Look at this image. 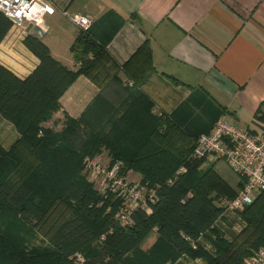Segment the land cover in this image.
<instances>
[{"label":"trees","instance_id":"16d2710c","mask_svg":"<svg viewBox=\"0 0 264 264\" xmlns=\"http://www.w3.org/2000/svg\"><path fill=\"white\" fill-rule=\"evenodd\" d=\"M11 29L12 22L0 12V43ZM24 45L40 61L29 76L20 79L0 65V118L19 134L10 149L0 145V264H75L80 253L81 264H173L183 258L244 264L264 247V191L236 213L247 227L233 242L217 227L227 211L222 204L237 197L244 179L222 159L204 168L208 161L193 157L199 136L153 113V102L141 91L156 74L148 41L118 68L133 82L128 91L136 92L122 115L102 131L68 114L61 131L43 126L61 110L60 99L75 82L81 76L94 79L108 56L91 29H80L70 48L76 70L57 61L36 34H27ZM102 149L111 164L122 162L125 175L135 172L143 185L157 190L152 212L136 210L130 226L116 219L121 202L101 195L82 173L84 159ZM181 168L184 172L177 175ZM59 206L70 217L48 235L49 245L29 249L22 229L32 232L30 227L46 221ZM152 234L155 243L143 249ZM200 239L213 250H206Z\"/></svg>","mask_w":264,"mask_h":264},{"label":"crops","instance_id":"0c3cea01","mask_svg":"<svg viewBox=\"0 0 264 264\" xmlns=\"http://www.w3.org/2000/svg\"><path fill=\"white\" fill-rule=\"evenodd\" d=\"M41 1L51 4L55 12L46 15L33 34L62 65L70 70L79 67L70 48L80 29L65 11L90 17V29L108 53L94 71V79L81 76L64 94L61 110L45 127L61 131L68 114L84 118L95 130L106 129L136 92L128 91L132 81L118 68L148 41L156 74L141 91L153 102V113L160 110L196 136L209 134L220 118L231 119L251 134L264 130V0ZM26 36L23 30H10L0 43V65L20 79L40 63L24 45ZM115 74L117 80H113ZM18 138L13 125L0 118V145L8 150ZM128 175L141 181L135 172ZM260 207L264 229V199ZM231 219V223L218 221L217 227L223 234L227 231L221 226L236 232L224 235L233 242L247 223L237 215ZM200 240L206 250H213L207 240ZM155 241L156 237L149 248ZM182 260L177 264H190L189 259ZM193 262L205 264L200 259Z\"/></svg>","mask_w":264,"mask_h":264},{"label":"built area","instance_id":"2783aa9c","mask_svg":"<svg viewBox=\"0 0 264 264\" xmlns=\"http://www.w3.org/2000/svg\"><path fill=\"white\" fill-rule=\"evenodd\" d=\"M0 12L12 22L11 30H23L24 34L35 33V28L42 25L46 15L54 14L51 4L41 0H0ZM79 29L88 30L92 20L88 16L70 15L64 12ZM24 25H32L28 32ZM130 86L132 82H128ZM161 116L162 113L158 112ZM193 157L206 159L208 162L224 160L229 168L244 179V185L237 197L226 203L227 211L236 214L251 205L256 197L264 191V130L251 134L242 127L236 126L231 119L220 118L209 134L197 138ZM84 168L96 190L103 196L112 195L121 202L116 219L121 226H130L136 210L148 214L152 205L157 202V190L131 181L123 173L122 162L111 164L99 156L86 157ZM181 168L177 175L184 172ZM84 258L77 255L74 263L81 264ZM245 264H264V247L245 260Z\"/></svg>","mask_w":264,"mask_h":264},{"label":"rangeland","instance_id":"374dc122","mask_svg":"<svg viewBox=\"0 0 264 264\" xmlns=\"http://www.w3.org/2000/svg\"><path fill=\"white\" fill-rule=\"evenodd\" d=\"M21 29H26V30H32V25L30 26V25H24L23 26V28H21ZM30 32V31H29ZM2 42V41H1ZM157 112H160V110H158ZM50 121H52V120H50ZM49 121V122H50ZM46 123H48V122H46ZM46 123H44V124H46ZM43 124V126H45ZM58 125H56V127H57ZM48 128V127H47ZM59 129H61V125H59V127H58ZM52 129H54V128H52ZM55 130V129H54ZM102 130H104V129H100V130H98V131H102ZM56 131V130H55ZM94 131H97V130H95L94 129ZM57 132V131H56ZM107 150H105V149H102L96 156H99L103 161L105 160V161H111V158H110V156H109V154H107ZM209 165H207V166H205V167H208ZM83 175L87 178V180L90 182V183H92L91 182V179L89 178V176H88V174L86 173V171H85V168H83ZM126 176H127V178L129 179V180H131V181H133L132 179H130L129 178V175L128 174H126ZM136 182H138V181H136ZM95 189H96V187H95ZM222 205H226V203H223ZM234 215H237V214H232L231 212H228V211H226V213H225V215H224V218L223 219H225V220H227V221H229L230 223L232 222V219H231V217H233ZM68 217H70V211L68 210V209H65V207L64 206H59V207H57L53 212H51V214L48 216V218H47V220L46 221H44V222H42V223H38V224H35V226H33V227H30L31 229V231L32 232H30V231H28L27 229H22V232L20 233V235L22 236V237H24V242L26 241V243H25V245L26 246H28L29 247V249H32V248H34V247H40V246H46V245H49V237H48V235L50 234H52V233H54L55 232V230L60 226V224H62ZM233 220H235V219H233ZM1 226V225H0ZM221 226V225H220ZM219 226V227H220ZM221 228H224L227 232H228V230L225 228V226H221ZM21 229V228H20ZM19 229V230H20ZM18 230V229H17ZM29 233H28V232ZM227 232L226 233H224V235L225 234H227ZM229 233V232H228ZM236 232H234V233H229V235L231 236V235H233V234H235ZM241 233H242V231H241ZM241 233H239L238 234V236L241 234ZM238 236H236V238L238 237ZM156 237V235H154V234H152V236L150 237V238H148V240L146 241V243H145V245L143 246V249H145V250H148L147 248H149V243H151L152 244V240L154 239ZM234 237V236H233ZM232 237V238H233ZM235 238V239H236ZM234 239V240H235ZM155 243V242H154ZM151 246V245H150ZM258 251V250H257ZM256 251H253L252 252V255L255 253ZM78 255H81L82 257H84V255L82 254V253H80V254H78ZM251 255V256H252ZM250 256V257H251ZM249 258V257H248ZM246 260V259H245ZM245 260H244V264H245ZM183 260L182 259H180L179 261H177V262H175V263H173V264H177V263H180V262H182ZM188 263H190V264H199L198 262H193V261H187ZM171 264V263H170Z\"/></svg>","mask_w":264,"mask_h":264}]
</instances>
